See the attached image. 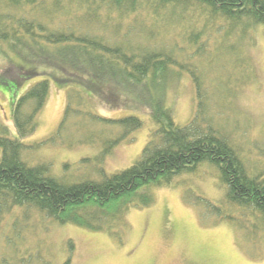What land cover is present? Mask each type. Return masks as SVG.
Returning <instances> with one entry per match:
<instances>
[{"label":"trees","instance_id":"1","mask_svg":"<svg viewBox=\"0 0 264 264\" xmlns=\"http://www.w3.org/2000/svg\"><path fill=\"white\" fill-rule=\"evenodd\" d=\"M135 15L122 33L126 21ZM171 16L175 17L170 25ZM134 22L139 24L136 29ZM139 27L143 36L136 31ZM169 27L177 34L166 48ZM255 27L264 33V0H52L50 4L0 0V84L17 90L40 77L13 99L15 137L0 123V219L16 208L33 207L59 224L107 230L109 222L123 224L124 206H151L150 189L171 188L175 176L193 172L207 161L219 170L227 205L246 212L245 217L252 220L246 234L253 240L260 234L264 241L263 173L253 175L239 155L231 130L226 129L229 113L219 107L226 104L207 92L213 85L207 87L194 67L180 64L176 55L219 44L221 34L226 42L235 35L245 38ZM131 29L142 43L132 45L126 40ZM174 65L190 73L197 98L196 110L183 126L174 121L172 109L165 104L167 87L180 76ZM49 80L72 84L66 88L69 98L60 126L73 109L75 117L88 115L91 121L114 126L118 137L110 145L127 139L143 127V121L136 115L94 116L84 108L86 92L100 98L106 91L123 100L125 108L147 111L153 127L131 167L99 181L87 178L72 183L49 172V165H30L24 159L26 148L34 151L40 146L25 145L23 140L37 129ZM109 150L106 146L95 158L102 160ZM184 197L199 208L213 205L204 198Z\"/></svg>","mask_w":264,"mask_h":264},{"label":"rangeland","instance_id":"2","mask_svg":"<svg viewBox=\"0 0 264 264\" xmlns=\"http://www.w3.org/2000/svg\"><path fill=\"white\" fill-rule=\"evenodd\" d=\"M136 16L126 21L122 33ZM174 17L167 20L170 25ZM134 24L136 29L139 24ZM134 29L125 39L132 45L140 44ZM169 29L172 32L168 34L166 48L171 47V37L177 34L174 28ZM136 31L143 36L140 27ZM246 36L235 35L226 42L221 34L216 46L198 47L193 54L178 51L176 55L180 64L194 67L207 87L213 85L207 92L226 104L219 107H225L229 113L231 122L226 129L231 130L239 155L253 175L262 172L264 177L263 29L252 28ZM172 69L180 76L167 87L165 104L172 109L174 121L183 126L192 118L197 98L190 73L177 65ZM38 79L24 82L23 89L17 90L0 84V123L9 127L12 137L13 99ZM49 84L37 129L23 140L25 145L40 144L34 151L30 147L24 150L23 157L30 165L47 164L49 172L77 183L87 178L99 181L104 175L124 171L134 164L153 127L147 111L125 108L123 100L112 98L106 91L107 95L100 98L86 92L84 108L94 116L119 119L136 115L143 121V127L127 139L110 145L118 137L114 126L91 121L88 115L75 117L73 109L70 118L60 126L69 98L66 88L72 84L61 85L53 80ZM106 146L110 150L104 158L96 159ZM150 190L154 196L151 206L138 208L127 204L122 208L123 224L109 222L110 229L101 231L59 224L33 207L7 212L0 219V264H264L263 237L258 234L259 238L253 240L246 234L252 220L245 217L246 212L239 213L227 205V189L220 182L215 165L204 161L195 171L175 176L173 187ZM184 196L188 200L204 198L213 205L199 208L185 202Z\"/></svg>","mask_w":264,"mask_h":264},{"label":"crops","instance_id":"3","mask_svg":"<svg viewBox=\"0 0 264 264\" xmlns=\"http://www.w3.org/2000/svg\"><path fill=\"white\" fill-rule=\"evenodd\" d=\"M176 199V198H175ZM177 200V199H176ZM178 202V201H177Z\"/></svg>","mask_w":264,"mask_h":264}]
</instances>
